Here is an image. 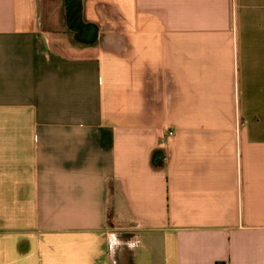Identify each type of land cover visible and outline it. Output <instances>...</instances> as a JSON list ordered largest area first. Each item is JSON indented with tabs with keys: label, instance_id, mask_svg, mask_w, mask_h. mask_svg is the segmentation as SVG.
Masks as SVG:
<instances>
[{
	"label": "crops",
	"instance_id": "1",
	"mask_svg": "<svg viewBox=\"0 0 264 264\" xmlns=\"http://www.w3.org/2000/svg\"><path fill=\"white\" fill-rule=\"evenodd\" d=\"M217 262L264 264V0H0V264Z\"/></svg>",
	"mask_w": 264,
	"mask_h": 264
},
{
	"label": "water",
	"instance_id": "2",
	"mask_svg": "<svg viewBox=\"0 0 264 264\" xmlns=\"http://www.w3.org/2000/svg\"><path fill=\"white\" fill-rule=\"evenodd\" d=\"M70 18L72 21L76 22V27H77L76 30H72V31L79 37V39H82V37H84L86 33H88L86 30L87 26H85V24H83L82 22H79V15L77 14L72 15V17Z\"/></svg>",
	"mask_w": 264,
	"mask_h": 264
},
{
	"label": "trees",
	"instance_id": "3",
	"mask_svg": "<svg viewBox=\"0 0 264 264\" xmlns=\"http://www.w3.org/2000/svg\"><path fill=\"white\" fill-rule=\"evenodd\" d=\"M216 264H227V263H224V262H217Z\"/></svg>",
	"mask_w": 264,
	"mask_h": 264
},
{
	"label": "built area",
	"instance_id": "4",
	"mask_svg": "<svg viewBox=\"0 0 264 264\" xmlns=\"http://www.w3.org/2000/svg\"><path fill=\"white\" fill-rule=\"evenodd\" d=\"M171 135H173V133H170Z\"/></svg>",
	"mask_w": 264,
	"mask_h": 264
}]
</instances>
